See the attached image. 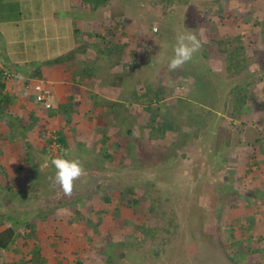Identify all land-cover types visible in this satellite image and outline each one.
Segmentation results:
<instances>
[{
  "label": "rangeland",
  "instance_id": "obj_1",
  "mask_svg": "<svg viewBox=\"0 0 264 264\" xmlns=\"http://www.w3.org/2000/svg\"><path fill=\"white\" fill-rule=\"evenodd\" d=\"M25 1L0 8V78L66 65L87 89L64 125L85 173L65 194L48 167L52 264H264V0Z\"/></svg>",
  "mask_w": 264,
  "mask_h": 264
},
{
  "label": "crops",
  "instance_id": "obj_2",
  "mask_svg": "<svg viewBox=\"0 0 264 264\" xmlns=\"http://www.w3.org/2000/svg\"><path fill=\"white\" fill-rule=\"evenodd\" d=\"M12 1L0 0V8H5L6 3ZM52 3L47 7H51L53 13L63 9L67 10V13L70 11L69 6L66 7L67 3L70 5V0H52ZM91 14L93 15L90 17ZM82 15L88 18L96 17L95 12ZM0 23L2 24L1 21ZM3 24L2 26L6 27ZM16 24L15 27H21L19 23ZM27 24L28 22L23 26ZM68 74L70 73L67 66L58 64L45 67L39 74L40 81L49 85L54 92L52 109H45L36 103L32 84L23 82L17 76L7 80L0 78V240L4 243L0 264H23L25 257L27 264H34L35 259L39 261L41 246L44 248L41 257L45 258V262L40 264L53 263L51 246L43 243L47 238L43 225L48 219L44 209L45 197L53 196L46 188L47 180L51 178L47 175L51 170L48 167L52 166L49 156H61L59 152L66 156L65 152L69 146L68 127L64 128L65 123H68L66 117L69 119L66 109L72 97L81 98L80 101L87 98V94L83 96L87 89L76 86L72 75ZM251 104L249 113L254 116L258 112L253 110L255 103ZM71 107H76V103ZM244 108L243 105L241 118ZM49 126L55 127L56 134V130L64 132L65 143L60 141V135L56 141L40 137L41 133L45 134L44 131H51ZM262 142L263 140L259 144ZM49 183L53 186L52 182ZM28 212L30 215L26 214Z\"/></svg>",
  "mask_w": 264,
  "mask_h": 264
},
{
  "label": "clouds",
  "instance_id": "obj_3",
  "mask_svg": "<svg viewBox=\"0 0 264 264\" xmlns=\"http://www.w3.org/2000/svg\"><path fill=\"white\" fill-rule=\"evenodd\" d=\"M202 47L201 40L195 31L189 30L176 37L174 55L168 63L170 69H177L186 62L192 60L195 53ZM17 78L23 80V74H17ZM52 164L55 168L54 182L59 184L65 194H71L74 182L85 173L84 165L78 157L58 156L53 158Z\"/></svg>",
  "mask_w": 264,
  "mask_h": 264
},
{
  "label": "built area",
  "instance_id": "obj_4",
  "mask_svg": "<svg viewBox=\"0 0 264 264\" xmlns=\"http://www.w3.org/2000/svg\"><path fill=\"white\" fill-rule=\"evenodd\" d=\"M157 30V29H155ZM6 77L12 78L15 77L13 74L5 72ZM34 96L35 101L45 109H52L53 108V99L54 95L51 89L46 86L43 82H38L34 85ZM2 218V214L0 212V219ZM3 249L0 246V256L2 254Z\"/></svg>",
  "mask_w": 264,
  "mask_h": 264
},
{
  "label": "trees",
  "instance_id": "obj_5",
  "mask_svg": "<svg viewBox=\"0 0 264 264\" xmlns=\"http://www.w3.org/2000/svg\"><path fill=\"white\" fill-rule=\"evenodd\" d=\"M197 87H198V88H199V87H202V84H201V83H197ZM60 141H61L62 143H65L64 136H60ZM3 245H4V243H2L1 240H0V246H1V248H2Z\"/></svg>",
  "mask_w": 264,
  "mask_h": 264
}]
</instances>
